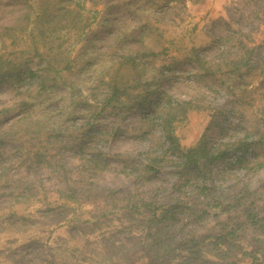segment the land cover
Listing matches in <instances>:
<instances>
[{
  "label": "rangeland",
  "instance_id": "rangeland-1",
  "mask_svg": "<svg viewBox=\"0 0 264 264\" xmlns=\"http://www.w3.org/2000/svg\"><path fill=\"white\" fill-rule=\"evenodd\" d=\"M47 1L0 0L3 70H39L34 48L60 47L72 72L61 80L75 85L71 94L56 79L39 92L0 78V264H264V0ZM78 4L84 32L40 37L43 14L61 20ZM113 76L128 95L102 111ZM182 101L200 110L177 124L181 145L226 154L198 206L156 113ZM66 180L86 204L47 214ZM20 182L31 183L26 197L4 195ZM184 205L179 222L154 225L153 208Z\"/></svg>",
  "mask_w": 264,
  "mask_h": 264
},
{
  "label": "trees",
  "instance_id": "trees-1",
  "mask_svg": "<svg viewBox=\"0 0 264 264\" xmlns=\"http://www.w3.org/2000/svg\"><path fill=\"white\" fill-rule=\"evenodd\" d=\"M47 5H53L51 0L47 1ZM84 5L78 4V10L76 11H68L63 12L64 14L60 17L56 15V13L48 12L46 14H43L41 18H39V35L44 40L51 39L56 32L58 31H66L68 28H72L70 30L77 31V32H84L86 27L85 25H81V22H79L78 17L81 13H83ZM46 11L50 9H45ZM93 18V17H92ZM59 20L61 24L63 25L61 28L57 29L56 21ZM76 20H78V23H76ZM56 26V27H55ZM46 46V45H45ZM34 55L35 57L39 58V64L41 65V68L39 70H33V69H24L17 66L9 67L5 70H3V66H1L0 63V78L4 79L7 76V81L11 82L14 80L17 81L18 87L22 84V82H25V80H29L31 84L37 83V85L40 87L39 92L46 91L48 88L55 87L53 81L56 79H59L62 82V86L65 87L67 90L70 91V93L75 92V85L74 84H68V77H66V80L62 81V73L69 71L66 73V75H71L72 72L71 64L68 62V57H62L63 50L62 48H53V46H47L43 51L40 49L34 48ZM1 62V58H0ZM117 76H113L112 80L109 82L108 87L110 89V93L105 96L102 100V106L101 110L106 111L108 109H111L115 107L118 104H121L122 99H125L124 96L128 95L126 94V90L120 86L118 79H116ZM145 97H141L137 99L138 101V107H142V105H146L145 103ZM25 100H22V103H24ZM200 110V108L193 105L192 101H182L181 103H174V104H168L164 108H157L156 113L161 120L162 124V130L165 136L166 141L168 142L169 148L171 150V154L173 156H178L180 160L182 161V169L185 170L188 173H192V176H187L186 182L192 183L194 187H197L199 192L197 193V197L194 199L197 201V204L195 203L194 206H198V203L204 204L205 197L203 195V191L208 189L209 186V172L211 169V166L214 165L216 162L224 159V156L226 155L225 152H214L208 144L204 141L198 142L196 145L185 148L181 145L177 135V124L180 122H183L187 119L189 113L193 111ZM5 110H2L3 112ZM5 121L0 120V145H4V138L1 136V132L3 131V128L8 124L4 123ZM243 152L246 151V145H243V148H241ZM167 157L165 154H162L160 156H155L154 158H151L147 165L144 167V175L148 176L149 173L155 172L157 167L160 165L161 162L167 161ZM171 160L172 157L169 156ZM47 158H44V161L47 162ZM168 160V161H169ZM50 162V160H48ZM172 162V161H169ZM67 175L64 176L66 179ZM8 178L3 175H0V184L1 185H7ZM31 183H21L19 186H16L12 190L6 192L4 195L8 196H21V192H23V196H27V192L30 189ZM28 189V190H27ZM54 194L57 196V200L55 205H50L47 207L46 213H55L62 208L74 204V205H82L86 204L84 200L86 198L80 199L81 193L75 188L72 187L69 182L66 180V182L63 183L62 186H60ZM57 201H62L61 203H57ZM203 201V202H202ZM149 206L148 204H146ZM151 205V204H150ZM186 205V204H185ZM182 206L180 211L176 210L177 208L174 206L169 207L167 210L159 213L157 216V209L153 208L154 210V225L159 226L162 223L166 225V227H169L167 225H174V223L179 222L180 218L179 216H183L185 214V207ZM131 208H133L131 206ZM131 210H134L131 209ZM174 210H176V213H174ZM195 215H197L198 219H203L205 215H207V210L205 211H194ZM157 217V219H156ZM193 234V233H192ZM191 234V235H192ZM189 234L179 236L177 238V244L178 246L187 247L191 243V240L195 237V235L192 236L191 240H187ZM189 239V238H188ZM158 243V247H165L166 242H162L156 240ZM167 250H171V246L168 245L164 250H162V253H165ZM52 254V257H56L57 253L50 252Z\"/></svg>",
  "mask_w": 264,
  "mask_h": 264
}]
</instances>
